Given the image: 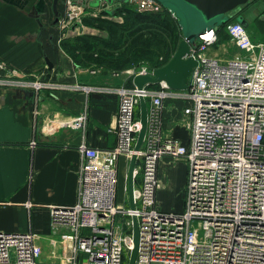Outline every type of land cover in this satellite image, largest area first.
Instances as JSON below:
<instances>
[{
    "label": "built area",
    "instance_id": "1",
    "mask_svg": "<svg viewBox=\"0 0 264 264\" xmlns=\"http://www.w3.org/2000/svg\"><path fill=\"white\" fill-rule=\"evenodd\" d=\"M119 2L135 4L139 12L161 8L155 0H66L62 23L66 29L79 30L82 3L90 7ZM224 32L244 56L221 63L206 55L218 39L214 29L204 32L190 45L197 66L186 90H171L164 82L157 88L113 89L118 95L112 128L116 145L79 146L77 200L71 206L49 207L55 237L47 249L31 231H0V264H128L134 247L133 218L138 227L134 264H264V43H255L238 22L228 23ZM126 71L132 77L150 74L146 69ZM43 86L13 70L0 77L3 88ZM140 98L147 105V128L135 151ZM165 101L184 104L185 118L177 125L189 131L187 145L164 131ZM86 122L81 113L63 126L84 131ZM133 156L130 209L127 176L121 198L117 195L118 163L120 158L128 163ZM164 158L187 164L180 213L157 206L159 164Z\"/></svg>",
    "mask_w": 264,
    "mask_h": 264
},
{
    "label": "crops",
    "instance_id": "2",
    "mask_svg": "<svg viewBox=\"0 0 264 264\" xmlns=\"http://www.w3.org/2000/svg\"><path fill=\"white\" fill-rule=\"evenodd\" d=\"M248 5L242 10L247 23H264V0ZM65 15L66 0H0V77L13 70L44 85L38 90L0 87V231H31L43 249L55 237L49 207L77 200L79 146L116 145L118 95L112 91L129 87L131 79L126 70L116 76L94 64H76L61 42L105 34L88 26L66 29ZM183 107L164 102L163 128L187 145L190 133L177 125L185 118ZM81 113L87 116L84 131L63 126ZM119 163L124 185L129 165L124 158Z\"/></svg>",
    "mask_w": 264,
    "mask_h": 264
},
{
    "label": "trees",
    "instance_id": "3",
    "mask_svg": "<svg viewBox=\"0 0 264 264\" xmlns=\"http://www.w3.org/2000/svg\"><path fill=\"white\" fill-rule=\"evenodd\" d=\"M110 16L120 17L122 21H112L100 16L85 17L83 24L88 27L103 30L106 37L94 35H81L72 39H65L61 47L69 54L76 64L96 65L120 73L130 69L135 61L149 60L152 51H157L163 62L156 63L153 67L158 69L164 66L173 57L179 42L178 20L173 13L160 4L157 12H138L126 8V3L119 2ZM96 5L90 3L92 8ZM237 21L236 16L228 17L224 24H214L211 29L218 35L224 34L228 23ZM178 31V32H177ZM153 69V70H154ZM129 88L132 87V78L128 80ZM157 84L149 85V88H157Z\"/></svg>",
    "mask_w": 264,
    "mask_h": 264
},
{
    "label": "rangeland",
    "instance_id": "4",
    "mask_svg": "<svg viewBox=\"0 0 264 264\" xmlns=\"http://www.w3.org/2000/svg\"><path fill=\"white\" fill-rule=\"evenodd\" d=\"M161 4L166 6L173 13V16L177 20H179L180 24L183 25L185 32L182 31L181 27H179L178 29L179 32L177 31L180 40H182L184 37L183 33H187L189 31L190 32L197 31L201 29V27L205 24L201 16H197V18H195L192 15L190 16V18L191 20H194L196 23L194 25H191L190 24L191 20L184 18V9L181 6L183 4L178 0H162ZM119 5L120 4H111L110 6H104L103 4L99 3V5L97 4L96 6L89 8L88 6H86L85 3H82L81 13H80V16L82 18V25L85 26L83 24V19L85 17H91V16L92 17L100 16L102 18L117 22L122 21L120 17L116 18L114 16H110V14L108 13L113 11ZM184 7L187 6H185L184 4ZM126 8H130L138 11L137 5L135 4H127ZM236 10L227 13L226 15H224V17L226 16L230 17L232 15L235 17V15L237 14ZM157 11H152V12H157ZM144 12H150V11H144ZM232 22H237V21L234 20ZM247 25L248 26L246 27V30L248 33L251 34L253 41L255 43L257 42L264 43V23L255 20L254 22H249ZM92 29L104 32L105 34L104 38L107 35L106 32L103 30H99L95 28ZM259 29L260 32H258ZM205 54L214 57L221 63H226L227 61L233 59L235 56H241V57L244 56V52H241L236 47L232 46L227 41L224 34L218 35V45L211 47L210 49H207L205 51ZM159 57L160 56L158 55L157 51L153 50L152 58L150 59V61L141 60V59L135 61L133 66L128 70H131L133 73H135L142 69H146L151 74L155 64L163 62V60L160 59ZM130 76L132 77V75ZM182 136L185 135L183 134ZM185 168H187V164L182 159L164 158L160 161L159 164L160 188L158 191L159 193L157 194V206L161 211L180 213L184 209V201L186 194V176H187V169L185 170ZM123 171H124L123 166L119 163L118 164L119 182L117 185L118 198H121L122 196Z\"/></svg>",
    "mask_w": 264,
    "mask_h": 264
},
{
    "label": "water",
    "instance_id": "5",
    "mask_svg": "<svg viewBox=\"0 0 264 264\" xmlns=\"http://www.w3.org/2000/svg\"><path fill=\"white\" fill-rule=\"evenodd\" d=\"M161 4L162 0H155ZM183 5L184 18L190 19V16H201L205 24L201 29L193 32L183 33L184 37L179 42L177 49L173 57L164 66L154 69L151 74H136L132 77V85L137 89H141L145 85L157 84L159 82H164L167 87L171 90L184 91L188 88L190 74L192 70L197 66V61L191 55L190 45L197 39L199 35L204 34V32L211 30V26L214 24L220 25L227 22L228 17H224L227 13L232 12L239 6L247 4L250 0H178ZM185 6L187 7H184ZM163 5V4H162ZM164 6V5H163ZM166 7V6H164ZM167 8V7H166ZM168 9V8H167ZM169 10V9H168ZM197 14V15H196ZM224 17V18H223ZM237 22L240 23L244 28H246L247 22L239 17ZM179 22V20H178ZM196 22L194 20L190 21L191 25ZM179 25L184 31L182 24ZM185 32V31H184ZM139 121L140 130L137 134L134 149L138 151L143 143L147 128V105L143 98L139 100ZM136 157L133 156L129 162L128 172H127V195L128 204L130 209L134 208L133 204V171L135 167ZM132 239H133V249L130 252L128 264H134L137 247H138V227L137 222L132 219Z\"/></svg>",
    "mask_w": 264,
    "mask_h": 264
},
{
    "label": "flooded vegetation",
    "instance_id": "6",
    "mask_svg": "<svg viewBox=\"0 0 264 264\" xmlns=\"http://www.w3.org/2000/svg\"><path fill=\"white\" fill-rule=\"evenodd\" d=\"M251 1L252 0H250L247 4H244L242 6H239L238 8H236L237 10L235 9L236 10V13H238V16L237 17L244 19L246 22H248V20H246L245 17L242 15V10H244L245 7L246 8L249 7L248 4L251 3Z\"/></svg>",
    "mask_w": 264,
    "mask_h": 264
}]
</instances>
